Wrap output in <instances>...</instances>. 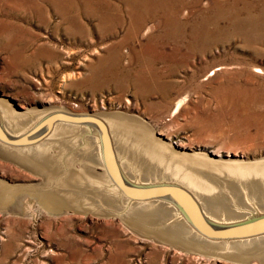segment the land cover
<instances>
[{
  "label": "rangeland",
  "instance_id": "obj_1",
  "mask_svg": "<svg viewBox=\"0 0 264 264\" xmlns=\"http://www.w3.org/2000/svg\"><path fill=\"white\" fill-rule=\"evenodd\" d=\"M129 1L69 0V7H64L56 0H0V104L14 117L31 112L45 117L53 112L98 120L103 113L134 119L150 130L153 142L179 158L206 161L218 172L264 164V44L252 46L226 37L195 43L192 54L188 36L180 43V52L174 39L167 37V13L160 11V19H143L138 30L135 18L140 21L143 15L127 8ZM162 1L165 10H178L185 35L215 3ZM220 1L228 7L229 2ZM244 1L256 10L264 8L258 7L260 0ZM100 15L107 21L101 22ZM148 27L151 31L145 33ZM181 100V110L175 113ZM0 124L11 137L29 129L12 133L1 112ZM82 126L85 134L75 128L72 138L92 135L90 125ZM79 147L84 144L80 142L70 154ZM102 171L95 168L96 174ZM0 184L20 193L43 186L41 176L1 157ZM0 264L231 263L142 236L117 218L71 209L49 214L29 197L18 211L0 207Z\"/></svg>",
  "mask_w": 264,
  "mask_h": 264
},
{
  "label": "bare ground",
  "instance_id": "obj_2",
  "mask_svg": "<svg viewBox=\"0 0 264 264\" xmlns=\"http://www.w3.org/2000/svg\"><path fill=\"white\" fill-rule=\"evenodd\" d=\"M135 1L130 0L126 6L133 11H140L143 15L140 21L135 18L136 29L140 30L146 20L160 19L167 13L165 14L167 37L174 39L171 40L177 45L178 50L180 43L188 36L190 41L187 49L191 53L190 48H194L195 43H211L226 37H238L251 45L264 44V8H260L264 5V0H260L261 4L258 6L261 10H256L257 6L249 2L246 4L244 0H224L229 2L228 7H224L220 0H213L215 1L213 9L203 15L198 26L191 25L193 28L189 35H185L183 21L177 9L165 10L162 0H156L151 4L153 6L147 4L149 0ZM240 1L244 4L241 5L243 2L239 3ZM56 3L69 7V0H56ZM22 4L24 6V3ZM160 11L162 16L159 14ZM241 15H245L244 20L240 18ZM99 19L101 22L107 21L101 15ZM144 30L147 33L150 28ZM255 69L257 73H263L261 69ZM182 103V100L176 103L175 113L181 108ZM0 112L5 128L12 133L29 127L25 135L11 137L10 134L9 136L5 134L4 127L0 124V157L38 174L42 177L43 185L41 189L29 188L27 192L20 193L0 184V207L18 211L23 202L31 197L49 214L65 213L71 209L74 213L92 214L108 219L117 218L142 236H152L155 240L190 254L202 256V249H207V252L210 249L222 250V247H226L225 252L228 253L226 256L236 259L237 262L241 259L244 263L264 264V237L232 245L208 244L194 235H189L190 233L186 234L188 232L180 227L178 216L173 210L162 207L158 202H139L131 199L121 187V177L118 175L117 167L112 163L113 156L109 148L113 144L112 150L121 165V167L118 165V168L128 174L131 182L176 181L199 194L203 204H207L205 206L211 208L216 216L232 221L244 218L256 209L264 210V164L254 168L253 165L231 166L225 168L227 172H218L216 171L218 168L210 167L206 161L177 157L169 148L165 149L159 143L153 142L150 130L142 123L119 115L99 114L105 122L95 118L107 127L105 130L101 123L85 122L88 117L76 118L55 115L53 112L45 117L33 112L14 117L11 109L2 104ZM57 120L60 122L52 126ZM92 120L94 119H90ZM84 124L90 125L89 129L93 128L92 135L84 139L72 138L73 129H79V132L85 134L86 129L82 126ZM49 131L51 132L46 137L45 133ZM80 142L84 147L81 149L79 147L78 151L70 154ZM97 167L103 169L101 174L95 173ZM213 171L214 176L211 175ZM224 178L230 182H224ZM258 205L261 208L257 207ZM197 251L202 255L197 254Z\"/></svg>",
  "mask_w": 264,
  "mask_h": 264
},
{
  "label": "water",
  "instance_id": "obj_3",
  "mask_svg": "<svg viewBox=\"0 0 264 264\" xmlns=\"http://www.w3.org/2000/svg\"><path fill=\"white\" fill-rule=\"evenodd\" d=\"M53 120V119H52ZM85 122L89 124L98 122L96 119L90 121L86 118ZM53 121H51L52 124ZM104 127V125H102ZM107 130V127H104ZM30 135V134H28ZM27 136V135H26ZM25 136V137H26ZM111 141V140H110ZM111 145V142H110ZM111 150L112 163L117 167L118 175L121 177V187L126 195L136 201H154L158 202L162 207L173 210L178 216V224L183 228L186 234L194 235L199 240L212 245H232L237 242L247 241L249 239H260L264 237V210H257L237 220H223L216 216L207 204H203L199 198V194L193 192L186 186L176 181H159L153 183L134 182L130 183L123 177L121 169L118 168V162L115 158L112 147ZM203 201H205L203 199ZM206 203V201H205ZM261 208V206H257ZM166 208V209H167ZM226 247L220 249L203 250V255L197 251V254L204 258L224 261L231 264H245L226 256ZM196 256V255H195ZM240 262V263H239Z\"/></svg>",
  "mask_w": 264,
  "mask_h": 264
}]
</instances>
